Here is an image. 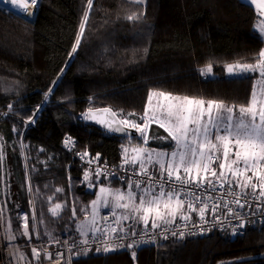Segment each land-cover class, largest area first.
I'll use <instances>...</instances> for the list:
<instances>
[{
	"label": "trees",
	"instance_id": "1",
	"mask_svg": "<svg viewBox=\"0 0 264 264\" xmlns=\"http://www.w3.org/2000/svg\"><path fill=\"white\" fill-rule=\"evenodd\" d=\"M259 20L244 0H92L91 7L50 0L35 21L0 4V200L8 228L20 231L18 213L26 211L33 240L54 248L77 232L94 199L89 183L124 186L115 171L142 138L88 124L87 110L110 107L129 121L144 116L154 91L247 105L255 76H227L226 67L256 62L264 49ZM208 65L214 76L201 74ZM163 134L151 127V144L161 146ZM31 202L44 222L32 218ZM72 255V264H264V225L239 236L216 229ZM58 258L40 264H63Z\"/></svg>",
	"mask_w": 264,
	"mask_h": 264
},
{
	"label": "snow or ice",
	"instance_id": "2",
	"mask_svg": "<svg viewBox=\"0 0 264 264\" xmlns=\"http://www.w3.org/2000/svg\"><path fill=\"white\" fill-rule=\"evenodd\" d=\"M3 3L4 0H0V4ZM9 3L17 11L29 14V5L34 7L38 0H23V3L9 0ZM88 4L91 7L92 0H88ZM4 6L8 5L4 4ZM81 28L83 29V24ZM261 31L264 32V29ZM75 50L74 47L73 51ZM200 71L202 75H207L211 73L212 66L208 65ZM227 71L231 75L258 71L260 77L264 78V49L258 53L256 63L229 65ZM152 95H158L167 101L166 106H162L163 118L157 117L155 113L149 116L146 108L144 116L141 117L144 123L128 120H121L119 123L139 131L143 143L146 144L148 121L159 122V127L164 128L175 142L176 149L171 153H157L155 161L152 156L153 150L145 151L143 147L134 149L136 155L131 159L126 158L125 163L137 166L139 171L136 175L146 179L137 180L135 183L129 182L126 191L117 189L108 192L111 196L110 207L113 216L116 209H123L127 214L120 219H133L136 222H143L145 226L151 222L152 228H158L162 224L175 223L177 216L183 220H190V212H198L200 219L204 220L205 213L209 211L207 199L211 197L202 200L196 190L215 191L217 187L227 186L229 194L236 197L233 202L240 208L245 207L241 199L248 194L256 195L257 198L264 197V90L261 92V98L258 99L256 90L253 89L247 105L238 107L225 105L222 101L206 102L202 99L177 97L163 92L150 94L149 102ZM213 109L216 110L215 114ZM85 118H88L87 114ZM114 130L123 129L117 127ZM69 142L66 141V144ZM166 156L168 159L165 161ZM145 161L153 167L158 166L159 178L149 173ZM249 172L252 175H248ZM85 179H88L87 174ZM233 187L240 188L242 192L244 189H250V193L243 192L242 196L240 193L232 192ZM257 190H259L258 195ZM106 191L101 188L102 193ZM197 202L200 204L199 207L196 206ZM96 203L93 201V205ZM104 204L109 206V201L105 199ZM60 207V204H56L51 209L52 214L57 215ZM219 208V204H213L211 212L215 214ZM228 212L240 219V214L233 209L229 208ZM120 219L116 221L117 224L120 223ZM27 227L25 223V235L28 234ZM240 227H244V224L241 223ZM233 231L236 234L235 229ZM111 232L118 235L116 228H112ZM172 235L176 233L173 232ZM180 235L182 236L183 233ZM107 250L105 248V251ZM32 252L33 255L39 256L37 249L33 248Z\"/></svg>",
	"mask_w": 264,
	"mask_h": 264
},
{
	"label": "built area",
	"instance_id": "3",
	"mask_svg": "<svg viewBox=\"0 0 264 264\" xmlns=\"http://www.w3.org/2000/svg\"><path fill=\"white\" fill-rule=\"evenodd\" d=\"M98 170H101V168ZM137 171L139 170L126 167L123 170V174L133 182H136L137 180H145L146 177L136 175ZM149 173L159 178L160 174H156L153 171H149ZM165 190H168L167 186L165 187ZM196 191L197 194L201 196L202 200L206 197H211L210 199H207L209 211L205 213L204 220L200 219L198 212H190V220H177L173 224L162 225L158 228L144 227L140 230H136L132 224L130 225L129 223L125 228L119 227L116 223V214L113 216L112 211H107L104 218L102 217L103 224L99 233H96L98 230L93 231L90 238L87 240L77 239L73 234L67 235L62 238L63 245L60 246L61 248L64 246L63 249L66 250L68 254L74 252V250L90 252L93 249L103 250L107 248L112 251L122 249L128 245L158 246L160 242L169 238L198 236L216 229L227 232L232 236H239L242 235L250 225H264V197L257 198L256 195L248 194L241 199V202L245 203V207L240 208L233 202L236 197L235 195L229 194L227 186L224 188L217 187L215 191ZM231 191L234 193H240L243 196V192L238 188L233 187ZM213 204L220 205V208L215 214L211 212V206ZM225 205H227V207H225ZM196 206H200L199 202H197ZM229 208L233 209L234 212L239 213L240 219L229 214ZM105 217H107V219H105ZM241 223L244 224V227L242 228L240 227ZM3 228V211L0 203V264H9L6 260L3 248ZM112 228L118 230V235L111 232ZM234 229L236 234H234ZM173 232H175L176 235H172ZM133 233L135 234L133 235ZM180 233H183V235L181 236ZM85 241H87V243H85Z\"/></svg>",
	"mask_w": 264,
	"mask_h": 264
},
{
	"label": "rangeland",
	"instance_id": "4",
	"mask_svg": "<svg viewBox=\"0 0 264 264\" xmlns=\"http://www.w3.org/2000/svg\"><path fill=\"white\" fill-rule=\"evenodd\" d=\"M84 26H85V22H84ZM237 64H243V63H232L229 65L235 66ZM250 64H254V63H250ZM227 67H226V74H227V76H231V74H229L227 71ZM248 74L255 76V87H254V89L256 90L257 97L259 99V98H261L262 90H264V78L260 77L258 71L255 73L249 72ZM214 75H215V73H214L213 69H212L211 73L207 74V76H214ZM158 93H160V92H156V91L152 92V94H158ZM171 95L177 96V97H185V96H179V95H174V94H171ZM193 99H199V98H193ZM202 100H204V99H202ZM204 101H206V100H204ZM166 104H167V101H165L163 99V97H160L158 95H152L151 102L148 101V104H147L149 116H152L153 113H155V115L157 117L163 118L162 106H166ZM225 105H228V104H225ZM229 106H232V105H229ZM205 107H206V105H205ZM215 111L216 110L213 109V114H215ZM129 121L134 122V123H140V124L144 123V121L141 120V117H139V118L133 117V118H130ZM154 125H159V122H153L152 120L148 121V127L146 129V134L148 136V142L146 144H144L143 140H142L141 144L134 145V146L130 144V146H129L130 154L126 155L125 159L126 158L131 159L132 156L136 155V152L134 151V149H137L139 147H143L145 149V151L153 150L152 151L153 161L156 160V154L157 153H160V152L171 153L173 150L176 149L175 142L171 139V137L168 135V132L165 131V129H164L165 134H163V136H165V137H163V139L161 138V143H159V145L161 144V146L158 147L157 145L155 146V145L151 144L152 141L150 140L151 137L149 138V135H150V129H151V127H154ZM139 138H142V137H139ZM152 140H153V138H152ZM167 159H168L167 156L164 157L165 161ZM145 163H146V167L148 169H150L153 172L157 171L155 173L159 174L158 166L153 167L152 164H148L146 161H145ZM120 164L122 166H120V169L116 170L115 172L119 173L118 177H119L120 181H122L124 183L123 187L120 186V187L115 188V187H112L111 185H109L108 183H89L88 184V188L90 190L94 191L93 201H96L97 203H96V205H93V201H92L90 206L88 208H86L87 212H86L85 217L83 219H81L79 222H77V229H76L77 232L75 234H73L76 236L77 239H80V240L86 239L87 240L90 238L93 231H96V230H98L96 233H99L100 229L102 228V224H103L102 217L104 218V215H105V213H107V211H112V208L110 207L111 196L108 195L109 191H115V190L119 189L120 191L123 192V191H126L127 185L129 182L135 183V182L129 180L127 178V176H125L123 174V170L127 166H130L131 164H126L125 160L122 161ZM131 166L134 167V169L138 170V167H136L134 165H131ZM213 167H215V165H213ZM248 175H252V173L249 172ZM108 176L110 177L111 175H108ZM101 188H104L107 191L102 193ZM238 189H240V188H238ZM258 191L259 190H257V192ZM243 192H249L250 193V190L248 191V189H244ZM105 199H107L109 201V206H105V204H104ZM0 203H1V200H0ZM31 204H32V209H33L35 204H34V202H31ZM1 208L3 211V225H4V228H3L4 229L3 230V232H4L3 248L5 251L6 260L9 264H40V262L42 261V257H45L46 259H50L52 254H56L59 257L58 259L60 261H62L63 264H72V256L73 255L71 253H75V252L89 253L86 251L74 250V252H71L70 254H68L66 252V250L63 249L64 246L62 248L60 246V245H63L62 240L60 241V243H58L59 245H56L54 248L50 247V249L47 248L46 246H44V243L41 242L40 240H37V238L35 240H33L31 232H30L31 229H30L29 216H28V213L26 211L18 213V219H19L18 224L20 225L21 230L20 231L13 230L15 232H12L11 229L8 228V226H7L6 211L3 209L2 204H1ZM115 214H116L117 220H118L123 215H125L127 213H125V210H123V209H116ZM189 215H190V213H189ZM25 218H27V220ZM32 218L38 224H39V222L42 223L45 220V219L40 218V215L38 214L37 210H34V209H33ZM177 220H183V219H180L179 216H177L176 221ZM183 221H186V220H183ZM25 223H27V226H28L27 227V232H28L27 235L24 234L25 233ZM128 223L130 225L132 224V226L136 230H140L144 227H151V222H149V224L147 226H145L143 222H136L133 219H129V220L120 219V223L118 225H119V227L125 228L128 225ZM162 225H167V224H162ZM23 235L25 236L24 240L21 239V236H23ZM68 235H72V234H68ZM65 236H67V235H65ZM173 238H179V237H173ZM132 247H135V246L132 245ZM132 247H130V248H132ZM33 248L37 249V251L39 252V256L33 255V252H32ZM94 250L95 251H105V249H103V250L93 249L90 252H92ZM107 251H110V250L108 249ZM65 253H66V255H65ZM70 259H71V262H70ZM50 264H61V262L56 261V262H53Z\"/></svg>",
	"mask_w": 264,
	"mask_h": 264
},
{
	"label": "water",
	"instance_id": "5",
	"mask_svg": "<svg viewBox=\"0 0 264 264\" xmlns=\"http://www.w3.org/2000/svg\"><path fill=\"white\" fill-rule=\"evenodd\" d=\"M43 5V4H41ZM39 5V6H41ZM4 6V5H3ZM8 8V7H7ZM10 9V8H9ZM39 9V7H38ZM12 10V9H10ZM13 11V10H12ZM15 12V11H13ZM38 12V10H37ZM17 13V12H15ZM19 14V13H17ZM21 15V14H19ZM23 16V15H21ZM37 16V13H36ZM36 16L34 19H28L31 21H35ZM25 17V16H23ZM26 18V17H25ZM105 109H107L108 111H104ZM113 113L115 115H113ZM86 114L88 115V118H85V121L88 124L97 126L107 132H110L112 134L118 135V136H124V137H141V134L139 131H137L136 129L128 126V125H122L119 122L122 120L118 114L114 111V109L110 108V107H103V108H97V109H89L87 110ZM85 114V116H86ZM122 128V131H115V128Z\"/></svg>",
	"mask_w": 264,
	"mask_h": 264
},
{
	"label": "bare ground",
	"instance_id": "6",
	"mask_svg": "<svg viewBox=\"0 0 264 264\" xmlns=\"http://www.w3.org/2000/svg\"><path fill=\"white\" fill-rule=\"evenodd\" d=\"M17 2L23 3V0H17ZM49 2H50V0H38L37 5H35L34 7L32 5H29V9H28L29 14H25V13L17 11V9L11 3H9V0H4V3L2 5L7 4L8 5L7 7L12 9L13 11L25 16L28 19H34L36 16L39 5H41V4L48 5Z\"/></svg>",
	"mask_w": 264,
	"mask_h": 264
},
{
	"label": "crops",
	"instance_id": "7",
	"mask_svg": "<svg viewBox=\"0 0 264 264\" xmlns=\"http://www.w3.org/2000/svg\"><path fill=\"white\" fill-rule=\"evenodd\" d=\"M244 1L250 3L251 5H253L257 9L258 14L260 16V20H259V23L257 26V30L260 32V34L264 38V32L261 31V29H264V0H255V2H253V0H244ZM247 73H249V72H247ZM158 127H159V125H158ZM161 129L164 131V128H161Z\"/></svg>",
	"mask_w": 264,
	"mask_h": 264
}]
</instances>
